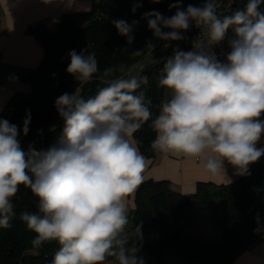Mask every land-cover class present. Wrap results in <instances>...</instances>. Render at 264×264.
I'll return each mask as SVG.
<instances>
[{
	"label": "clouds",
	"instance_id": "obj_1",
	"mask_svg": "<svg viewBox=\"0 0 264 264\" xmlns=\"http://www.w3.org/2000/svg\"><path fill=\"white\" fill-rule=\"evenodd\" d=\"M262 5L264 0H245L242 7L219 12L218 0L186 7L183 0H174L171 16L157 10L142 15L159 41H180L193 25L200 29L192 50L177 45L164 58L158 83L168 96L154 118L151 98L137 91L144 79L137 70L143 64L106 67L97 76L96 53L71 50L66 71L82 85L97 76L104 86L88 98L77 91L56 98L64 126L46 149L30 144L25 151L21 146L18 137L29 132L30 112L22 129L0 118V228L13 226V200L24 186L38 204L37 212H22L20 219L35 233L34 248L53 241L59 245L51 264H145L142 224L133 227L135 242L127 232L128 197L143 183L148 163L131 138L149 120L153 149L199 158L212 175H225V162L237 175H250L249 165L264 156V147L257 146L264 136ZM141 6L137 2L133 12ZM112 23L132 44L139 21ZM226 39L228 50L221 60L214 49ZM155 48L150 40L132 55L153 54ZM256 220L259 225V214ZM254 233L264 235V227Z\"/></svg>",
	"mask_w": 264,
	"mask_h": 264
},
{
	"label": "trees",
	"instance_id": "obj_2",
	"mask_svg": "<svg viewBox=\"0 0 264 264\" xmlns=\"http://www.w3.org/2000/svg\"><path fill=\"white\" fill-rule=\"evenodd\" d=\"M137 2L142 6L133 12ZM172 2L174 0H160L159 3L151 0H97L90 10L56 16L53 20L55 29L42 22L28 26L27 31L42 43L43 56L38 66L20 71V77L30 83L31 90L16 92L0 113V118L22 129L26 112H30L29 132L26 136L21 132L18 137L22 148L26 151L33 141L38 150L46 149L59 138L64 122L55 108L57 97L77 91L88 98L104 86L97 76L106 67L139 64L148 51L139 57H134L132 51L143 49L150 40L156 45L160 42L153 37L142 15L157 10L171 16L175 12V9L169 10ZM244 2L236 0L231 10L242 7ZM189 3L199 5L202 0H183L184 7ZM261 7L264 9V5ZM118 19L128 23L139 21L133 30L132 44H128L126 37L119 35L114 27L112 21ZM186 47L185 37L179 49L185 51ZM84 49L96 53L100 72L91 82L82 85L66 69L70 63L68 53L75 50L79 54ZM172 54L171 49L167 57ZM163 63L164 59L154 60L142 71L137 70L144 78L137 91H143L151 98L153 118L160 107L162 87L158 81ZM133 137L145 157L155 154L151 120L144 123ZM249 171L250 175L239 176L226 184L197 182L195 191L190 194L174 190L167 180L149 178L143 181L135 191V206L129 210L131 229L127 234L135 242L137 237L133 227L142 224L143 239L139 243L145 264H170L165 262L168 256L177 264H237L235 259L242 251L264 240V235L254 233L258 226L264 227V156L251 164ZM13 202L16 212L11 221L13 226L0 228V264H51L59 245L53 241L34 248L31 241L35 233L28 230L20 219L22 212H37V198L30 189L20 186ZM206 214L213 221V229L207 232L192 229L193 222Z\"/></svg>",
	"mask_w": 264,
	"mask_h": 264
},
{
	"label": "crops",
	"instance_id": "obj_3",
	"mask_svg": "<svg viewBox=\"0 0 264 264\" xmlns=\"http://www.w3.org/2000/svg\"><path fill=\"white\" fill-rule=\"evenodd\" d=\"M95 1L97 0H0V109H4L16 92L27 93L31 90L30 83L20 77V71L38 66L42 59V43L27 31L28 26L42 22L46 27L55 29L53 20L56 16L66 12L90 10ZM260 119L264 120V115ZM131 139L135 143L134 137ZM257 146L264 147V136ZM146 158L148 163L143 173L144 181L149 178L167 180L174 190L182 194L193 193L200 181L226 184L240 176L227 162L225 175H212L199 158L157 150L153 156ZM134 195L135 192L128 197L129 210L135 206ZM235 262L264 264V240L242 251Z\"/></svg>",
	"mask_w": 264,
	"mask_h": 264
},
{
	"label": "rangeland",
	"instance_id": "obj_4",
	"mask_svg": "<svg viewBox=\"0 0 264 264\" xmlns=\"http://www.w3.org/2000/svg\"><path fill=\"white\" fill-rule=\"evenodd\" d=\"M182 35L184 36V32L182 33ZM183 40L180 41H171V42H167V41H160L157 45L156 48L153 52V54H150L149 52L147 53L146 57L143 58L139 64H143V66H146L147 64L151 63L154 60H161L167 57L168 52L174 48L180 46V44L182 43ZM167 45H169L167 47ZM131 229V224H129L128 226V232ZM192 229L194 230H198L201 232H207L213 229V221L210 217L209 214L204 215L203 217L199 218L198 220L194 221L192 224ZM170 264H177L176 260L171 258V257H166V261Z\"/></svg>",
	"mask_w": 264,
	"mask_h": 264
},
{
	"label": "built area",
	"instance_id": "obj_5",
	"mask_svg": "<svg viewBox=\"0 0 264 264\" xmlns=\"http://www.w3.org/2000/svg\"><path fill=\"white\" fill-rule=\"evenodd\" d=\"M233 3H234L233 0H218V11L219 12H226L228 10H231ZM199 32H200V29H198L197 27H195V25H193L189 30H187L186 32H184V35H185L186 40H187V47H186L185 51L192 50V43H193L194 39L198 36ZM230 35L231 34L229 33V36ZM227 47L228 46H227V39H226L224 42H222L220 45H218L214 49L219 54V58L221 60L224 59L223 53L228 50ZM167 96H168V91L165 88H162L161 89V95H160V105H161L162 101L167 98ZM30 144H32L35 147V144H34L33 141H31L28 144V146Z\"/></svg>",
	"mask_w": 264,
	"mask_h": 264
}]
</instances>
